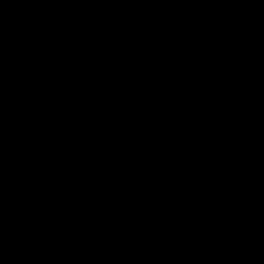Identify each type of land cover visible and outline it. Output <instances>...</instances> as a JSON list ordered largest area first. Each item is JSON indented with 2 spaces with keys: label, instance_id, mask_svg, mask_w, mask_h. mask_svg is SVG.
I'll return each instance as SVG.
<instances>
[{
  "label": "water",
  "instance_id": "water-1",
  "mask_svg": "<svg viewBox=\"0 0 264 264\" xmlns=\"http://www.w3.org/2000/svg\"><path fill=\"white\" fill-rule=\"evenodd\" d=\"M0 264H264V0H0Z\"/></svg>",
  "mask_w": 264,
  "mask_h": 264
}]
</instances>
